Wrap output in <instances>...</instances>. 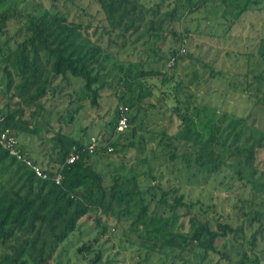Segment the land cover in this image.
I'll return each instance as SVG.
<instances>
[{"label": "trees", "instance_id": "1", "mask_svg": "<svg viewBox=\"0 0 264 264\" xmlns=\"http://www.w3.org/2000/svg\"><path fill=\"white\" fill-rule=\"evenodd\" d=\"M92 1L99 6L105 21L100 33L98 27L91 30L89 24L70 20L67 14L55 10L57 5L54 3L36 13H29L14 4L13 0H0V39L4 38L3 41L0 40V135L8 130L9 134L17 138L23 154L33 159L46 174V178L37 176L26 162L11 155L0 143V264H50L60 247L75 238L81 232L82 224L90 219L95 218L96 227L101 230L100 234L107 229L104 225L106 219L115 218L120 222L133 218L135 224L143 222L149 206L144 204L143 192L138 190L137 175L148 172L133 174L130 170L129 174L122 175L115 170L111 183L107 184V175L96 168L94 161L95 154L101 153L100 157H104L107 155L105 152L113 151L110 148L116 145L114 139L119 133L117 124L123 114L128 119L127 130L135 120L143 119L145 111L148 110L141 103V98L136 101L128 99L127 91L134 84H148V79H157L168 88L171 85L172 93L166 97V92L159 87L160 94L157 93V98L160 104L166 105L174 100V105L169 109L181 119V131L192 120L193 112L216 113L218 108L205 102L200 103L203 107L199 110L196 98L201 97L200 91L205 86L214 94L215 82L212 80L224 78L225 73L216 70L214 66L203 64L201 70L207 75V79L205 78L187 49L191 28L185 21L187 17L203 9H213L204 14V20H209L206 18L207 14L221 12V17L228 22L224 32L227 35L231 33L234 25L247 20L248 16L243 17L245 14L252 15L253 7L259 6L261 9L264 6V0H221L219 4L212 6L208 5V0H174L172 5H165L167 0ZM235 5L237 9L234 8ZM15 25H19V28L12 39L10 28ZM104 35L108 36V46L105 47L102 43ZM168 36L171 37L170 55L165 58L159 52ZM130 38L133 41L127 47ZM140 42L144 52H153L165 61L163 69H145L141 65L133 75L131 67L123 71V66H118V59L121 58L118 53L127 48L140 52L135 45ZM263 42L259 43L256 53L246 56L248 65L251 63L250 56L258 67L247 70L245 88L249 94L241 95L238 100L242 102L241 98H246L248 108L243 109L237 122L232 121L234 125L226 126L234 140L244 133L246 127H250L247 122L252 107L254 109L256 103L264 106ZM110 44H116L117 52L113 53L114 50L109 49ZM109 66L123 71L125 77L120 78V86L124 90L118 94L120 101L116 106L115 118L110 123L112 130L108 142L94 147L93 153H90V137L85 144L60 125L59 131L51 137V147L46 153H31L26 140L32 137L42 139L43 133L48 135L52 132V124L41 126L37 122L43 119L47 110L57 108L61 92L72 78L81 84L80 91L76 93L78 99H88L92 107H100L101 92L106 86L104 76ZM228 76L227 74L226 78ZM232 77L235 80V76ZM229 83L232 84V81ZM241 84L243 87V83ZM155 87L157 85L152 86V90ZM252 87H258L256 94L251 92ZM234 93H228L227 97H234ZM179 104H185L186 111L183 112ZM121 106L128 108V111H121ZM83 108V104L77 108L71 106V110L68 109L61 120L67 119V124L71 126L74 116ZM133 108H136V115L131 116L130 109ZM205 118V123L207 120L212 122L211 134L206 141L182 138L178 134L173 136L167 132L159 135L158 146L172 148L173 140L181 142V147L174 149L175 154L180 156L176 155L163 165L166 168L175 167L180 160L189 169L186 172L187 179L197 184L204 182L219 193L231 194L237 183L249 193L264 187V184L260 185L259 178H256L259 169L256 165L258 149L254 148L255 142H246L242 150L236 145L232 149L230 144L223 141L215 143L212 133L216 129L220 130L218 118H208L207 113ZM124 132L120 135H124ZM214 143L221 152L214 150ZM257 145L258 148L261 147V140H258ZM234 150L243 156L237 163L229 160ZM72 154L76 159L73 163H68L67 160ZM33 155L36 156L35 159ZM58 174L62 176L59 184L56 182ZM200 175L202 178H194ZM153 188L160 192L158 207L163 208L166 214L157 217L161 220L153 224L148 233L161 237L162 248L179 250L177 253L188 250L195 252L199 248L204 251L201 260H205L209 253L222 254L217 247L218 240L225 241L232 237L241 243L247 240L248 248L245 249L243 244L234 247L232 251H241L236 257L222 254L229 264H246L248 249L254 256V262L260 260L257 249L264 240V209L243 212L244 221L233 225L225 221L215 203L208 204L201 199H192L183 182L179 186L158 184ZM183 219L188 220V230L174 231L173 226ZM155 221L152 217L151 222ZM246 229L250 231L248 236L245 234ZM78 240L82 241L81 236ZM94 241L83 242L77 249V254H83L85 264H98L103 258L102 250H96ZM147 242L144 243L148 245ZM148 246L151 247V244ZM224 247L229 249L226 245Z\"/></svg>", "mask_w": 264, "mask_h": 264}, {"label": "rangeland", "instance_id": "2", "mask_svg": "<svg viewBox=\"0 0 264 264\" xmlns=\"http://www.w3.org/2000/svg\"><path fill=\"white\" fill-rule=\"evenodd\" d=\"M234 1L237 2L236 0ZM234 1H231V3ZM13 2L17 4L19 8L29 13H36L41 9L50 7L54 3L57 5L55 10L67 14L70 20L72 19L86 25L89 24L91 30L98 27L99 33L105 25L99 6L92 0H56L55 2L54 0H13ZM219 2H221V0H208V5L212 6L214 4H219ZM173 3L174 0H167L165 5H172ZM236 5L234 6L235 9L238 8V5ZM263 7L264 6H262L261 9L259 6L253 7L254 12L252 15L245 14L243 17L245 18L248 16L247 20L244 19L243 23L234 25L231 29V33L227 35L224 32L228 26V22L221 17V12L207 14L206 18L209 20H204V14L207 11L211 12L213 9H207L206 11L203 9L201 12L187 17L185 21L191 28L187 49L190 55L195 58L194 61L197 63L199 70L203 72L205 78L207 79V75L201 70L203 64L214 66L216 70L225 73L224 78L219 77L218 81L212 80V82L216 83V85L213 83L215 93L213 94L212 91L208 90V87L205 86L204 89L200 91L201 97L198 96L196 98V104L199 110L203 107L200 103L204 102L213 108H218L216 109V113L206 112L208 118H218L217 124L220 130L217 131L216 129L212 133L215 138V143L223 141L227 145L230 144L232 149L236 145L242 150L246 142H255L254 148L258 149L256 165L259 169L256 178H259L260 185L264 184V106L260 103H256L257 106L254 107V109L252 107L253 110L251 109V116L247 122L250 127H246L244 133L239 135L237 139H233L232 134H229V128L226 126H230L229 124L234 125L232 121H234V123L235 121L237 122L243 114V109L248 108L246 98H241L242 102L238 100L241 95L245 94V96H248L249 94L248 90L245 88V81L247 80L245 75L247 70L258 67L253 63V58L250 56L249 59L251 63L248 65L246 56L250 53H256L259 43L264 41ZM198 21L200 25H198ZM18 28L19 25L11 26L10 35L12 39L15 37V31ZM113 37L115 38V36ZM2 39L4 38L0 40L3 41ZM132 41L133 38H130L127 47H130ZM102 43L104 47L108 46L107 35H104ZM135 45L140 49V52L127 48L118 53L121 57L118 59V66H123V71L131 67V74L134 75L136 73L135 71L141 65H143L141 68L145 69L157 68L161 70L164 68L165 61L160 59L159 55H155L153 52H144L143 47H141V42ZM169 47H171V37L168 36L162 45V50L159 52L163 54L165 58L170 55ZM109 49L114 50L113 53L117 52L116 44L111 45ZM109 65H111V63H109ZM123 71L115 66H109V70L104 76L106 86L101 92L102 99L100 100V107H92L88 99H84L83 101L78 99L76 93L80 91L81 84L79 81L72 78L70 83L66 84L64 87L63 92H61L57 108L54 110H47L43 119L37 122L38 125L41 126H47V123L52 124V132L48 135L43 133L42 139L32 137L26 140L29 151L37 155L46 153L51 147L50 139L56 131H59L60 125L64 127V130L70 131L75 139L82 140L85 144L88 142V137H90L89 142L95 144L94 147L100 144H106V142H108L109 133L112 130L110 123L115 118L116 106L120 101L118 94L120 95L121 91L124 90V87L122 85L120 86V78L125 77ZM227 74L229 78H226ZM232 75L235 76V80ZM81 81L83 82V80ZM146 81L148 84L145 85L134 84L131 90L127 91L126 94L127 98L132 99V101H136L139 98L142 99L141 103L144 107H148V110L145 111L144 118L135 120L125 132L124 130L119 131V133L115 135L114 142H116V145L113 146L115 149L113 147L110 148L111 150L113 149L112 152H105L107 155L104 157H100L102 156L101 153L94 155L96 168L102 170L104 174L107 175V184L111 183V176L115 170H118L122 175L129 174L130 170L133 174H138L142 171L149 173V175L148 173H146L147 175H137L138 190L143 192L144 204H148L149 206L145 219L146 221L144 220L139 224H135L133 218L120 222L115 218L106 219L104 225L107 229L104 233L100 234L99 232L101 230L96 227L95 218L90 219L88 222L82 224L81 232L75 235V238L66 241L67 244L60 247L58 252L51 259L50 264H85L86 262L82 259L83 254H77V249L83 245V242L91 241L93 243L94 240H97V242L94 241L96 250L99 249L103 252V258L98 264H229L227 258L223 257L222 254L236 257L241 251H232L234 247L243 244L245 245V249L248 248L247 240L241 243V241H236L232 237H228L225 241L220 239L217 241V247L222 254L209 253L205 260H201V254H204L202 249L197 248L195 252H190L188 250L183 253H177L179 250L171 251L168 248H162L161 237L158 234L150 235L148 233L149 230H152L153 224L161 220L157 217L166 214L163 208L158 207L160 192L153 188L155 185L164 184L179 186V184L183 182L184 187L190 191L192 199H201L208 204L215 203L218 206V212L222 213L225 217V221L233 225L241 224L244 221L245 217L243 212H247L250 209H264V187L255 189L254 193H249L240 183H237L235 190L232 191L231 194L219 193L211 187H208L204 182L197 184L196 182H191V179H187L186 172H188L189 169L185 168V164L180 160H178L175 167L166 168V166L163 165L164 162L175 158L176 155L180 156L175 154L174 149L175 147H181V142L173 140L172 148L165 145L164 147L158 146L159 135L163 132H167L173 136L178 134L182 138H198L200 141H206L211 134L210 128L212 127V122L209 123L207 120V124L205 123V112H198L197 114L193 112L191 116L192 120L188 121L181 131L179 127L181 119L173 115L169 109L174 105V100L173 102H169V100V103L166 105V103L160 104L159 98H157V93H159L160 88L166 92L165 97L167 94H171V85H169L168 88L167 86L161 85L157 79H148ZM231 81L232 84L229 83ZM241 83H243V87ZM154 85H157V87L152 90V86ZM257 88L258 87L253 89L252 87L251 92L256 94L258 91ZM230 92H235L234 97H227V94ZM263 93L262 90V94ZM262 97L261 95V98ZM128 99H126V101H128ZM224 101L228 104L225 105ZM128 102L131 103V101ZM80 104H83L84 108L80 113H76L74 122L71 126L67 124V119L61 120L71 106L77 108ZM179 106L183 112L186 111L187 106L185 104H179ZM190 107L192 108L193 106ZM130 110L131 116L136 115V108ZM141 114H144V112H141ZM147 116L148 118H146ZM235 116L239 117L235 118ZM231 131H233V129H231ZM123 132L125 134L120 135L123 134ZM225 135H227V137H225ZM258 140H261L260 148H258L259 144L257 145ZM215 143L214 150L217 153L221 152V149H219L218 145ZM90 153H93V151ZM33 158L35 159L36 156L33 155ZM242 158L243 156L237 154V151L234 150L229 160L231 163H237L238 160L240 161ZM150 167L151 170H149ZM194 178H202V175ZM152 217L156 219L155 223L151 222ZM173 227L174 231H187L189 227L188 220H180ZM245 234L247 236L250 235V231L246 229ZM79 236H81L82 241L78 240ZM144 242H147L148 245L151 244V247ZM153 245L155 246L154 248ZM224 245L228 246L229 249H224ZM247 253L249 257L247 258L246 264H264V240L260 242L257 249V255L260 257L259 261H253L254 256L249 249ZM176 255L179 256L176 257Z\"/></svg>", "mask_w": 264, "mask_h": 264}, {"label": "built area", "instance_id": "3", "mask_svg": "<svg viewBox=\"0 0 264 264\" xmlns=\"http://www.w3.org/2000/svg\"><path fill=\"white\" fill-rule=\"evenodd\" d=\"M121 111H128V108L121 106L120 107ZM128 127V119L126 115H122L118 121L117 124V131H123L126 130ZM0 143L9 150L10 154L13 156H16L19 160H23L26 162L28 166L31 167L33 172L41 177V178H46V174L43 172L42 168L39 165H36L33 161V159L28 158L26 155L23 154L22 150L20 149L19 145L17 144V138L14 137L13 135L9 134V131H5L0 135ZM94 143L92 142L90 145V150L92 151L94 149ZM76 159V156L72 154L69 159L67 160L68 163H73L74 160ZM62 179L61 175L56 176V182L59 184Z\"/></svg>", "mask_w": 264, "mask_h": 264}]
</instances>
